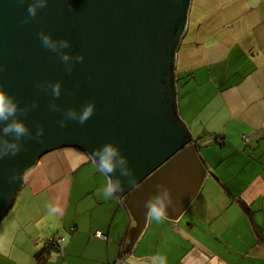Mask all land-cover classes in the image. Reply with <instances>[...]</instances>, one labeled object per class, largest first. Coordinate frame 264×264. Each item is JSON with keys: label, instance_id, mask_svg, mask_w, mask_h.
<instances>
[{"label": "crops", "instance_id": "0c3cea01", "mask_svg": "<svg viewBox=\"0 0 264 264\" xmlns=\"http://www.w3.org/2000/svg\"><path fill=\"white\" fill-rule=\"evenodd\" d=\"M173 66L177 115L203 136L209 174L190 206L138 231L129 195L105 199L92 158L58 148L0 220V264H264V0H191Z\"/></svg>", "mask_w": 264, "mask_h": 264}, {"label": "water", "instance_id": "95a60500", "mask_svg": "<svg viewBox=\"0 0 264 264\" xmlns=\"http://www.w3.org/2000/svg\"><path fill=\"white\" fill-rule=\"evenodd\" d=\"M190 1L48 0L24 24L33 0H0V85L16 97L15 118L28 128L17 141L21 152L0 160V220L43 155L74 148L91 157L107 143L128 161L129 175L119 165L109 175L124 188L117 199L129 194L138 231L147 218L145 201L162 191L157 184L174 201L165 219L177 220L190 206L209 175L176 111L174 57ZM41 33L56 50L44 46ZM64 40L67 47L60 46ZM89 103L95 110L85 124L68 115L79 116ZM9 122H0V140L14 139L2 131ZM13 174L20 178L10 183Z\"/></svg>", "mask_w": 264, "mask_h": 264}, {"label": "clouds", "instance_id": "9594fccd", "mask_svg": "<svg viewBox=\"0 0 264 264\" xmlns=\"http://www.w3.org/2000/svg\"><path fill=\"white\" fill-rule=\"evenodd\" d=\"M48 0H33L27 7L28 15L24 17L23 23L27 24L29 22V18H33L37 14L38 8H43L47 5ZM42 42L45 47L51 48L53 50L57 49V45L55 42L51 40L48 35L41 33ZM61 47H67L68 41L64 40L60 42ZM62 60L68 61L69 56L67 54L62 55ZM75 59L79 62L84 59L83 56H77ZM67 71H71V67L67 68ZM52 92L55 96L60 95V84L56 83L52 86ZM19 110V102L16 97L9 94L4 89L3 85H0V122L10 121L6 123L3 127L2 131L6 136L11 134L14 139L9 140H0V160H3L6 156H16L21 152V146L17 143L21 138L28 135V128L24 124V122L20 119L15 118L16 114ZM95 110V103L87 104L82 112L77 116L75 112H69L68 115L74 119H78L79 124H85L90 117L93 115ZM65 125L63 122L60 123V127L63 128ZM43 134V129L37 133V137ZM98 162H97V159ZM91 158L95 165V171L98 172L102 177L105 178L104 184L101 187L100 191L105 199H114L117 198V192H123L124 188L121 185L120 180H113L109 174L113 173L117 166L121 167L122 175H129V169L127 168V159L121 154L120 148L113 144L107 143L102 148H97L91 153ZM20 176L13 174L9 180L10 183L15 182L19 179ZM135 184V182H132ZM159 191L158 194L149 196V198L145 201V215L152 221L161 222L163 221L168 212L169 207L173 208V198L171 196V190L163 183L156 185ZM47 212L49 216H56L61 212V209L58 205H54L52 203H48L46 205ZM100 239V238H99ZM150 264H167V258L164 255L156 254L150 257Z\"/></svg>", "mask_w": 264, "mask_h": 264}, {"label": "trees", "instance_id": "16d2710c", "mask_svg": "<svg viewBox=\"0 0 264 264\" xmlns=\"http://www.w3.org/2000/svg\"><path fill=\"white\" fill-rule=\"evenodd\" d=\"M174 87H175V77H174ZM203 136H201V135H198L196 138H193L192 139V141H191V144L192 145H197V143H198V141L202 138ZM216 140V139H215ZM18 193V192H17ZM131 194V193H130ZM17 195V194H16ZM127 195H129V194H127ZM126 195V196H127ZM14 200H15V198H14ZM14 200H13V202H14ZM13 202H12V204H13ZM12 204H11V206L9 207V210L11 209V207H12ZM8 210V211H9ZM7 211V212H8ZM97 238V237H96ZM55 240H57V239H53L52 241H53V243H51V244H47L48 245V249L49 248H55V247H59V246H57V243H55ZM60 241H61V239H59ZM103 240V239H102ZM60 245V244H59ZM117 263V262H116Z\"/></svg>", "mask_w": 264, "mask_h": 264}, {"label": "built area", "instance_id": "2783aa9c", "mask_svg": "<svg viewBox=\"0 0 264 264\" xmlns=\"http://www.w3.org/2000/svg\"><path fill=\"white\" fill-rule=\"evenodd\" d=\"M245 140L248 141L249 139H248V138H245ZM94 235H95V237H97V238H100V239L105 240V236H104L101 232H96ZM60 242H61V241H60L59 239L55 240V243H57V245H59ZM51 243H53L52 240L49 241V244H51Z\"/></svg>", "mask_w": 264, "mask_h": 264}]
</instances>
